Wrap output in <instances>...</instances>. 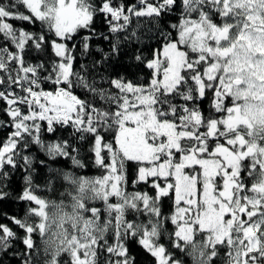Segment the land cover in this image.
Segmentation results:
<instances>
[{
  "label": "snow or ice",
  "instance_id": "6c2138e0",
  "mask_svg": "<svg viewBox=\"0 0 264 264\" xmlns=\"http://www.w3.org/2000/svg\"><path fill=\"white\" fill-rule=\"evenodd\" d=\"M0 116V200L19 171L29 204L0 261L264 264V0H0Z\"/></svg>",
  "mask_w": 264,
  "mask_h": 264
},
{
  "label": "trees",
  "instance_id": "16d2710c",
  "mask_svg": "<svg viewBox=\"0 0 264 264\" xmlns=\"http://www.w3.org/2000/svg\"><path fill=\"white\" fill-rule=\"evenodd\" d=\"M96 25L98 28L101 25V19L99 17H97ZM84 34H85L84 32H81L80 35L77 36L76 39L80 40V38ZM143 39L146 41V45L144 47L145 53H148L149 51H151L152 48L156 47V44L154 42L148 41L147 34H145ZM92 43H93V47L95 48V46L98 42L94 40ZM102 46L105 48V50H107L108 46L106 44H103ZM97 58H99V57H97ZM84 62L87 63V61H84ZM80 63H81V61L78 59L77 65H76L77 68L79 67ZM114 63L116 65L114 71L119 72V73L126 71L127 73L131 74L135 68H138V69L143 68V66L138 67L134 63L128 64L127 63V56H121L120 60L115 61ZM45 87H47V85H45ZM78 94L81 95V97H83L82 92H80ZM208 103H209L208 100H205L203 102L205 114H207ZM0 118L7 119V117H3V116H0ZM7 131H10V130L0 129V138L6 137ZM56 135L57 136L61 135V132L58 131ZM63 135L67 136L68 132L67 131L63 132ZM54 138L55 137L45 136V139H54ZM33 152H36L35 148H33ZM39 159H44V157L42 155H39ZM58 166L65 168V169H68L69 168V162L65 161V160H60L58 162ZM39 171H40V175L35 177V183L41 185V190L37 191L36 194L43 197V198H46V199L59 201L62 197V194L66 191L67 185L64 184L62 186L61 182L57 181L55 183L54 188H47V190H44L45 189V185H44L45 175L44 174H45L46 170L41 168ZM75 174L94 177V176L98 175L99 172L97 170H95L91 164H89L86 169L75 170ZM23 187H24V185L22 182L21 172L17 171L15 176L13 177V181L9 184V187L7 189H5L6 191H9L11 193V195L4 200H0V223H5V224H8L9 226L13 227L14 230H16L18 232V234L21 236L23 235V232L21 230H19L18 228H16V226L12 223V221L10 219H8L7 217H17V218L23 219L26 216L29 204H28V202H21L18 199L19 196L22 194ZM139 187L141 190H144L145 186L140 185ZM129 190H132L130 185H129ZM63 198L65 200H67V197H63ZM98 206L102 207V205H98ZM171 210H172V201L165 198V200L163 202L164 214H166V215L170 214ZM31 219L34 220L35 218L32 217ZM168 227L171 229L173 226H171L169 224ZM34 238H35L37 244L40 245L41 240H40L39 236L37 235ZM15 243H16L17 247H19L21 249L23 248L22 244H20V241H16ZM49 247L54 248L55 245L49 244ZM131 247H132L133 254L136 255L137 264H150V261L152 258L146 252H144L138 245L133 244ZM10 255H11L10 253L4 254L2 261H0V264H21L19 259H11ZM225 256H226V249L221 251V258H223ZM67 259H68V257L64 256V260H67ZM185 264H191V261L189 259L185 258ZM218 264H223V261L222 260L218 261Z\"/></svg>",
  "mask_w": 264,
  "mask_h": 264
},
{
  "label": "rangeland",
  "instance_id": "374dc122",
  "mask_svg": "<svg viewBox=\"0 0 264 264\" xmlns=\"http://www.w3.org/2000/svg\"><path fill=\"white\" fill-rule=\"evenodd\" d=\"M122 73L125 74L129 79L143 78L149 74L148 70L145 68H135L131 74L127 73L126 71Z\"/></svg>",
  "mask_w": 264,
  "mask_h": 264
}]
</instances>
